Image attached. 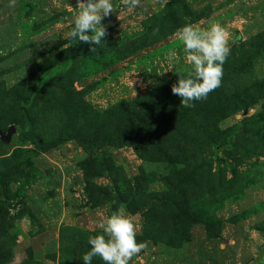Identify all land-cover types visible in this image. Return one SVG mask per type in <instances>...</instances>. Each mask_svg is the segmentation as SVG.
Segmentation results:
<instances>
[{
    "label": "rangeland",
    "instance_id": "obj_1",
    "mask_svg": "<svg viewBox=\"0 0 264 264\" xmlns=\"http://www.w3.org/2000/svg\"><path fill=\"white\" fill-rule=\"evenodd\" d=\"M71 2L0 0V264H83L114 211L129 264H264V0H113L95 52ZM215 22L221 84L184 107L167 53L186 71L178 29Z\"/></svg>",
    "mask_w": 264,
    "mask_h": 264
},
{
    "label": "clouds",
    "instance_id": "obj_2",
    "mask_svg": "<svg viewBox=\"0 0 264 264\" xmlns=\"http://www.w3.org/2000/svg\"><path fill=\"white\" fill-rule=\"evenodd\" d=\"M139 0H120L129 10ZM78 11L73 26L64 33L68 40L87 43L90 51L106 44V27L103 19L114 10L113 0H77ZM183 44V60L186 71L175 70L180 57L175 51L167 53L165 71L178 74L171 92L179 96L180 104L192 107L193 101L205 99L209 92L221 84L223 65L230 54L229 34L224 26L215 22L206 29L185 24L178 29ZM102 230L88 237L90 248L82 254L83 264H92L99 257L104 264H129L130 259L145 248L144 242H137L138 225L130 217L114 211L100 225Z\"/></svg>",
    "mask_w": 264,
    "mask_h": 264
},
{
    "label": "trees",
    "instance_id": "obj_3",
    "mask_svg": "<svg viewBox=\"0 0 264 264\" xmlns=\"http://www.w3.org/2000/svg\"><path fill=\"white\" fill-rule=\"evenodd\" d=\"M24 134H27L25 136L26 138L34 141V144L37 150H44L45 148L54 146L53 142H47V143L41 142L40 138L37 135L32 133V128L30 125L27 126L26 130L24 131Z\"/></svg>",
    "mask_w": 264,
    "mask_h": 264
},
{
    "label": "water",
    "instance_id": "obj_4",
    "mask_svg": "<svg viewBox=\"0 0 264 264\" xmlns=\"http://www.w3.org/2000/svg\"><path fill=\"white\" fill-rule=\"evenodd\" d=\"M75 2H77V0H72V4H74ZM15 132V125L13 124H10L5 132H1L0 130V141L3 142V143H7L10 138H11V135Z\"/></svg>",
    "mask_w": 264,
    "mask_h": 264
}]
</instances>
